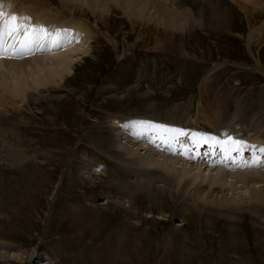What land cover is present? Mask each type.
Wrapping results in <instances>:
<instances>
[{
	"label": "rangeland",
	"instance_id": "1",
	"mask_svg": "<svg viewBox=\"0 0 264 264\" xmlns=\"http://www.w3.org/2000/svg\"><path fill=\"white\" fill-rule=\"evenodd\" d=\"M260 2L229 0L223 9L226 24L222 30H214L215 21L204 18L203 28L176 33L135 24L121 10L107 17L109 21L87 10L85 19L91 25L100 19L99 35L92 39L88 33L90 54L76 64L66 88L47 92L50 98L24 105L21 113L12 110L11 121L1 126L11 128H2L3 138L12 143L0 147L5 161L11 153L23 151L36 156L39 167L28 163L26 171H19L1 160L0 241L26 253L20 261L9 257L0 259V264H264V223L250 212L230 222L181 208L183 221L168 215L157 229L144 226L132 233L128 228L129 241H113L115 228L126 223L123 214L114 212L119 209L113 204L102 203V184L91 187L77 168L73 173L68 169L75 152H88L92 139L101 136L102 125L110 124L112 118L106 117L112 113L192 104L190 121L195 124L202 99L210 114L212 109L230 117L235 112L245 115V121L261 110L264 114V73L256 69L259 61L264 69V0ZM216 13L218 20L222 14ZM119 72L135 78L132 83L139 85L151 81L150 95L141 97L135 92L138 98L112 100L115 88L110 82L121 79ZM57 94L64 98L51 97ZM261 122L264 127V115ZM200 125L213 132L202 120ZM87 202L93 203L94 210L86 207ZM212 220H216L213 225ZM172 227L177 244L160 247V237ZM35 252L48 257L31 260Z\"/></svg>",
	"mask_w": 264,
	"mask_h": 264
},
{
	"label": "bare ground",
	"instance_id": "2",
	"mask_svg": "<svg viewBox=\"0 0 264 264\" xmlns=\"http://www.w3.org/2000/svg\"><path fill=\"white\" fill-rule=\"evenodd\" d=\"M245 1L253 2L255 5L261 4L260 0ZM228 2L229 0H0V4L4 5L5 19L11 15L30 17L31 20L28 23L49 26L52 30L53 26L57 25V29H69L76 37L74 42L61 49L37 50L34 54L23 58H0V147L12 144L3 138L2 133L3 129L11 128L1 127L3 123L13 118L12 110H19L21 113L24 105L34 102L37 104L46 100L45 98L50 96L47 92L50 94V91L52 93L60 88H66L76 64L90 54L91 47L88 44L90 38L87 35L90 33L92 39L99 35L100 17L109 21L108 19L114 16L115 10H121L123 16L134 20L135 24L139 22L147 27L161 29L165 33L189 31L194 26L203 28V19L207 18L215 21V26L213 24L212 26L217 31L222 30L226 24L223 9H226ZM11 6L12 10L9 13ZM87 10L99 17L97 24L91 25L85 19ZM216 12L222 14L218 20H215ZM109 16L110 18L106 19ZM8 39L11 42L12 37ZM20 39H23V33L20 34ZM115 42L116 40L113 43L117 46ZM248 44L251 45L250 41ZM240 65L244 64L240 63ZM256 69L264 73L260 61ZM122 74L123 72L118 74L121 79L113 77V82H110L114 84V87H111L115 88L114 92L110 93L112 94L110 96H113L112 100L125 101L138 93L141 97L150 95L151 81L139 85L140 83H132L135 78H125ZM122 90L129 93L126 94L128 97L118 96L117 91ZM34 94L36 97H33ZM51 97L57 100L64 98L61 94L51 95ZM191 106L192 104L182 106L183 109L178 106L160 111L157 109L158 106L154 105L142 111L136 109V111L109 114L106 118H112L109 120L110 124L102 125L101 136L87 144L89 151L80 155H76L75 152L72 157L68 167L71 173H73L72 169L77 168L79 176L91 187L97 182L100 183L99 186L102 184L100 193L102 203L113 204L116 209H119L114 212L121 211L123 214L122 220L126 223L115 228L112 235L113 241L127 242L130 240L129 236L136 232L135 229H143L144 226L145 230L150 227L157 229L168 215L180 216V220L183 221L182 209L207 218L221 217L230 222L242 219L246 212H250L257 220L264 223V167H245L243 164L244 160L251 161L253 153L260 156L257 150L252 149L249 156H245L244 151L239 155L235 152L231 154L232 159H228L223 156L224 153L219 146L211 148L208 145L203 150H198V146L192 145L187 137H181L180 143L172 142L174 148H179L182 143L192 149L188 154L192 158H187L185 155L173 154L168 150V144L164 142L169 140L167 133L148 132L137 137L132 133L141 129L124 127L130 121H146L172 128L183 129L185 126H192L194 129L207 132L206 128L200 125L202 120L213 128V133L207 134L202 131L204 136L224 140L226 138L224 133H228L248 144L255 142L264 146L262 110L256 114L251 111L254 115L245 121V115L234 112V115L230 117L222 115V111L213 110L212 107L214 113L210 114V108L208 112L204 110L201 99L199 116L193 124L191 122L193 120L190 121V117L193 116ZM151 140H154L155 144L150 142ZM10 156L12 162L5 161L0 154V165H2L1 160H4L6 165H15L19 171H26L24 168L28 163L39 167L34 155L26 156L23 151L22 153L15 151ZM220 157H223L226 162L235 161L237 165L234 167L228 164L221 165L217 163ZM61 185L62 180L59 181L57 188ZM81 204L85 205V202ZM92 204L87 202L86 207L93 209ZM172 208L178 209L180 214L174 210L171 211ZM192 208H195V211H191ZM213 221L212 225L216 220ZM128 228L132 229V233L128 232ZM177 239L179 238H176V229L169 228L167 233L160 237V247H170L176 243ZM25 253L26 251L17 246L0 241V259L10 257L20 261ZM30 256L31 260L39 259L38 261L48 257V255L42 257L36 252Z\"/></svg>",
	"mask_w": 264,
	"mask_h": 264
},
{
	"label": "snow or ice",
	"instance_id": "3",
	"mask_svg": "<svg viewBox=\"0 0 264 264\" xmlns=\"http://www.w3.org/2000/svg\"><path fill=\"white\" fill-rule=\"evenodd\" d=\"M3 7L4 5L0 4V58H23L26 55L34 54L37 50L52 51L61 49L76 40L75 35L69 29H56L53 31L49 26L28 23L31 20L30 17L11 15L5 19ZM21 21H24V23H21ZM21 33H23V39H20ZM10 36L12 37L11 42L8 39ZM124 127L141 129V131L132 133L137 137L148 132L167 133L169 134V140L164 142L168 144V150L173 154L185 155L187 158H192L188 155L192 149L182 143L179 148H174L172 142L180 143L181 137H187L194 146H198L200 143L208 144L211 148L219 146L224 153L228 154L227 158L229 159H231L230 154L232 152L239 155L245 150L256 148V146L250 145L228 133H224L226 138L220 140L213 136H204L195 132L190 134L182 128L155 125L146 121H130ZM150 142L155 144L154 140ZM256 150L261 155L257 156L253 153L251 161H243L245 167H264V146H260Z\"/></svg>",
	"mask_w": 264,
	"mask_h": 264
}]
</instances>
